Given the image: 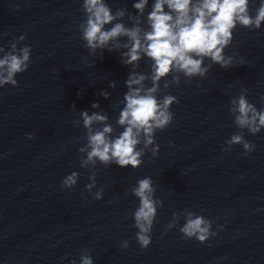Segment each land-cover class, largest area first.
<instances>
[{"label": "water", "instance_id": "1", "mask_svg": "<svg viewBox=\"0 0 264 264\" xmlns=\"http://www.w3.org/2000/svg\"><path fill=\"white\" fill-rule=\"evenodd\" d=\"M81 2L0 0V46L7 50L26 34L21 44L32 47L18 85L0 89V264H69L84 249L95 264H264V130L255 135L244 130L255 144L247 155L242 145L226 144L238 131L228 104L241 88L258 109L264 107V26L234 30L225 53L243 64L227 69L212 64L204 78L181 76L179 85L166 90L179 102L171 106L173 121L155 133L156 157L146 152L135 169L99 163L80 168L78 149L86 141L73 121L79 110L91 112L98 102L118 128L130 70L117 50L88 55L78 33ZM107 2L113 10L135 13L132 0ZM138 70H149L145 60ZM102 89L110 93L107 99ZM71 171L79 180L69 191L60 181ZM92 171L97 188L104 189L101 200L84 188ZM144 176L153 179L163 204L152 242L141 249L131 216L138 200L129 188ZM183 209L213 220L217 235L200 243L184 238L177 227L166 230L172 214ZM183 222L181 216L177 224ZM123 240L127 248H121Z\"/></svg>", "mask_w": 264, "mask_h": 264}, {"label": "clouds", "instance_id": "2", "mask_svg": "<svg viewBox=\"0 0 264 264\" xmlns=\"http://www.w3.org/2000/svg\"><path fill=\"white\" fill-rule=\"evenodd\" d=\"M253 4L256 0H132L133 14L127 8L113 10L107 0H82L84 19L79 23L78 33L88 55L97 50H117L121 63L130 70L124 81L126 90L119 101L122 107L115 119L118 128L98 102L91 104V112L79 110L78 118L73 121L84 129L82 138L86 141L78 149L82 154L80 168L95 169L99 163L135 169L144 163L146 152L156 157L160 146L155 142V133L173 121L171 106L179 102L166 90L173 84L179 85L181 76L188 81L194 77L204 78L212 64L225 69L234 63L243 64L242 58L227 55L225 49L231 44L237 26L249 30L264 26V0H258L254 12ZM25 39L26 34H21L10 42L7 50L0 46V89L16 87L17 75L28 70L32 47L21 44ZM82 59L87 62L88 58ZM142 59L148 64L147 72L138 70ZM109 87L115 88L116 82L109 81ZM247 93L246 88H241L229 101L228 110L238 131L226 141L228 148L242 145L244 155L255 149V144L245 139L244 130L252 135L264 130V107L258 109L249 101ZM99 94L105 99L110 96L103 89ZM261 100L264 101V96ZM71 107L75 108V104ZM25 135L27 139L34 136L33 133ZM88 179L84 188L93 199L101 200L104 189L97 188L95 171ZM78 180L79 173L71 171L60 183L71 191ZM129 191L138 200L131 212L133 227L137 230L135 239L140 248L145 249L152 242L153 224L163 202L155 195L156 186L150 176L137 179ZM181 216L184 222L177 224ZM173 227H177L184 238L200 243L217 235L213 220L189 209L172 214L166 230ZM120 246L127 248L128 240L121 241ZM69 264L95 262L84 249L78 262L71 260Z\"/></svg>", "mask_w": 264, "mask_h": 264}]
</instances>
